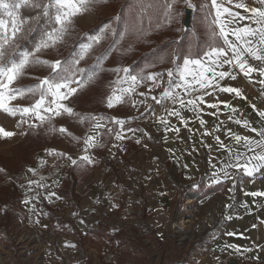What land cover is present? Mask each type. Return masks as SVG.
Returning <instances> with one entry per match:
<instances>
[{
	"label": "rangeland",
	"instance_id": "rangeland-1",
	"mask_svg": "<svg viewBox=\"0 0 264 264\" xmlns=\"http://www.w3.org/2000/svg\"><path fill=\"white\" fill-rule=\"evenodd\" d=\"M124 1L100 0L93 4L74 17L61 42L38 54L55 61L69 53L72 63L79 59L81 45L89 42L88 37L101 35L100 42L93 44L77 66L94 69L96 78L67 101L73 109L79 106L76 113L84 114L83 123L79 117L66 114L54 117L41 135L35 127L29 131V124L39 123L34 117H25L28 122L21 123L20 115L13 117L0 111V127L15 133L0 137V264H264V213H260L264 196L258 200L250 195L264 191V186L255 190V183L264 182V175L246 178L242 172L237 181L234 178L231 182L233 172L222 190L201 199L183 198L187 184L213 181L214 156L207 146L193 139V134L179 132L177 138L174 128L156 119L155 101L164 100L162 92L170 85L168 70L172 65L157 69L168 65L160 59L142 67L141 76L129 73L132 61L159 44L173 48L171 41L181 35L187 37L185 45L190 54L210 45L213 38L206 0H176L170 19L165 15V0H135L149 27L132 36L124 34L131 29L128 25H136L133 11L127 10L124 17L118 14ZM148 4L155 11H147L144 6ZM189 4L193 10L185 28L184 7ZM46 29L48 25L42 20L23 48L33 49ZM49 71L31 67L14 86L37 83L34 78H43ZM149 73L164 77L167 85H162L163 80L147 79ZM131 76L143 77L142 85L138 83L134 92L109 108L107 97L113 89L129 86L116 82L128 81ZM33 102V98H18L12 103L29 106ZM101 106L111 117L122 115L119 120L123 123L134 126L137 119L141 143L128 139L130 157L111 145L110 132L102 146L100 128L89 130L90 116ZM61 126L67 132H59ZM87 135L95 136V146L85 145ZM107 147L112 151L106 152ZM49 150L55 151L50 154ZM41 154L51 160L43 170L52 167L65 173L73 168L76 185L65 183L57 188L53 182L47 186L38 182V168L30 171L28 167L35 161L37 164ZM85 155L91 163L82 159ZM72 160L78 166L72 167ZM129 164L136 170H129ZM13 175H18L21 182L14 181ZM53 188L62 196L45 201L48 204H42V209L40 196ZM248 200L251 209L247 208Z\"/></svg>",
	"mask_w": 264,
	"mask_h": 264
},
{
	"label": "snow or ice",
	"instance_id": "snow-or-ice-1",
	"mask_svg": "<svg viewBox=\"0 0 264 264\" xmlns=\"http://www.w3.org/2000/svg\"><path fill=\"white\" fill-rule=\"evenodd\" d=\"M99 2L100 0H0V111L13 117L20 115L21 123L28 122L25 117H34L42 125L45 122H51L54 117L65 114L79 117L80 122H84L85 117L76 113L65 102L76 94L78 89L83 88L96 78L97 72L94 69L88 70L77 66L80 60L84 58V55L92 49L93 44L100 42L101 35L88 37L89 42L81 45L79 59L73 60L71 65L67 67V60L52 61L42 59L38 54L61 42L73 24L74 17L83 14L93 4ZM175 2L176 0H170V2L165 0L163 7L166 10V16H169L172 12ZM225 3L232 4L233 0H221L220 3L217 0H212V6L216 9L215 23L219 25V32L212 33V38L213 40H221L222 46L210 45L203 53L205 59L185 58L183 65L177 67L176 72L181 83H177L175 86L182 88L186 95L195 93L198 89L212 87L213 90L229 94L234 93L238 97L242 96L239 88L221 86L219 83L225 78L235 80L237 78L236 74H234L235 69H238L239 73L249 79H251L253 72H259L264 77V7L248 8L242 2L236 3L235 7L243 8L252 13L251 18L254 19L256 27H241L229 31L227 18L230 17L234 20L240 16V13L233 12L229 7L225 6ZM261 4L264 5V0H261ZM152 6V4H148L147 7L151 8ZM189 6L191 5L189 4ZM22 10H31L35 15L24 17ZM5 16L7 19L4 18ZM42 20L47 23L48 29L43 31L41 39L33 49L25 50L18 43V39L26 33L33 32L32 23L35 22L39 26ZM230 36L235 39H230ZM250 60L259 61L261 66L254 67ZM224 65H229L230 68L228 70H217L218 68L223 69ZM35 66L50 69L49 74L43 78L35 77L34 79L38 81L37 83L14 86L15 82L26 76L27 69ZM113 71L119 72L121 70L114 69ZM123 71L127 72L128 70L123 69ZM173 74V71L169 69L170 84L173 83ZM142 79L143 77L131 76L128 81L118 80L117 84L127 83L129 86L113 89L112 94L107 97V106L111 108L114 106V102H122L125 95L135 91L136 85ZM147 79L156 81L159 79V74L149 73ZM260 83L264 85V79L260 80ZM74 84L76 87L72 86ZM163 95L169 96L173 94L166 91ZM18 98H33L34 102L29 106L13 104L12 102ZM173 98L182 107L190 106L193 111L198 110L200 103L204 102L203 95L189 99L187 102L183 98L176 96ZM209 106L212 108L218 107L217 104ZM225 107H230V105L225 103ZM231 111L235 112L236 109L232 108ZM172 114L180 115L178 111H174ZM259 115L264 118V111H260ZM95 119V117H92V120ZM236 122L241 123L239 120ZM117 123L122 124L123 121H117ZM201 123L203 124L204 121L201 120ZM34 126L36 125L29 124V127ZM243 126L251 127L247 121L243 122ZM101 127L102 125L99 122L93 124V129ZM52 131H57V129L53 128ZM58 131L65 133L67 129L61 126ZM251 131L257 132L258 130L251 128ZM68 134L72 135L71 133ZM258 134L261 137L259 140L248 136L234 135L233 139L237 143L243 141L245 149L253 153V155L247 157L245 163L241 164L240 161L244 158V153L237 152L234 157L235 163L226 166L241 168L249 176L264 168V129H260ZM13 135L15 133L0 127V137L7 138ZM74 138L79 139V137ZM216 139L219 141V137ZM84 143L87 147L95 146V136L87 135ZM220 143L221 147H226L223 142ZM256 149L260 151L256 152ZM49 151L51 154L55 150ZM82 159L89 163L92 162L88 155L83 156ZM72 163L75 164L76 160H72ZM0 171L3 170L0 169ZM30 171L34 170L30 169ZM250 195L264 196V192H253Z\"/></svg>",
	"mask_w": 264,
	"mask_h": 264
},
{
	"label": "crops",
	"instance_id": "crops-1",
	"mask_svg": "<svg viewBox=\"0 0 264 264\" xmlns=\"http://www.w3.org/2000/svg\"><path fill=\"white\" fill-rule=\"evenodd\" d=\"M217 2L220 3L221 0H217ZM240 2L246 4L248 8L264 7V5L261 4V0H233L232 4L225 3V6L229 7L233 12L240 13V16L236 17L234 20L230 17L227 18L228 19L227 28L229 31L241 27H256L254 23V19L251 18L252 13L250 11H246L243 8L235 7V4ZM206 3H207V14L209 16L208 20L210 25V32L212 36V33L219 32V25L215 23L216 9L212 6V0H206ZM222 19H224V17H222ZM229 38L233 40L235 39L232 36H230ZM209 43H211L210 45L212 46L215 45L222 46V41L219 39L216 40L212 39L210 40ZM210 45L208 44L205 48L201 49L197 54V56L193 54L187 55L182 59L180 63L177 64V66L173 65V67L171 68V70L174 73L172 77L173 83L170 84L164 92H162V96L163 93H165L166 91L171 92L173 95H169V96L164 95V100L161 98L160 101L158 100L159 102H157V100L155 101L156 103H158L157 104L158 116L156 119L160 123H165V124L167 123L169 125V128L172 129L174 128V132H176L177 138L179 137L178 134L179 132H181L182 134L187 133L188 135L193 134L194 135L193 139H195L201 146H207L209 149L208 153L214 156L215 161L214 164L211 165L213 166L212 172L215 173L210 176V178H212L213 181L191 182L190 184H187L188 186H186L183 189L184 191L181 190L183 191V194L181 195H184L183 198L185 199L186 198L201 199L209 194L222 190L221 187L222 186L226 187L228 184V182H226L228 181L227 176L232 174L233 172L234 173L232 175V179L230 180L231 182L233 181L234 178L237 181L242 172L246 178L256 179L264 175L258 173V172H264V168H262L258 172H255L252 176H249L241 168L226 166L235 163L234 157L237 152L244 153V158L241 159L240 161L241 164L245 163L247 157L253 155V153L248 152L245 149L243 141L237 143L233 139L234 135H239L242 137L248 136L256 140L261 139L258 132L260 129H264V118L260 117L259 112L264 111V85L260 83V80L264 79V77H262L259 74V72H253L251 74V79H249L245 77L243 74L239 73L238 69H235L234 74H236L237 76L235 80H230L228 78H225L224 80L219 82L221 86H231V87L239 88L242 92V96L240 97L235 96L234 93L229 94V93L220 92L218 90H213L212 87H209L207 89H198L197 92L186 95L182 88H177L175 86L177 83H181L177 76V72H176L177 67L183 65V61L185 58L205 59L203 57V53L209 48ZM250 63H252L254 67L261 66L259 61L250 60ZM229 68H230L229 65H224L223 69L218 68L217 70L218 71L228 70ZM160 78L161 77H159L158 80L159 81L163 80L162 85H164L165 87V85H167V81L163 79L164 77L162 79ZM199 95H203L204 102L200 103V107L196 111H193L190 106L182 107L178 103V101L173 98L174 96H176L179 98H183L185 102H187L189 99H193ZM65 103L69 107H72L69 105L67 101ZM225 103L230 105V107H225ZM212 104H217L218 107L217 108L210 107L209 105ZM232 108H235L236 111L232 112L231 111ZM174 111H178L180 115L179 116L173 115L172 113ZM106 114L108 117H106ZM121 116L122 115H115V116L112 115L111 117L108 111H103L101 114L93 115L92 117H95L96 119L92 120V117L89 119V125H90L89 130L93 129L94 123L99 122L102 125V127L99 129V135L103 142L102 146L105 143V141L109 140L108 134L110 132L111 145L113 146L117 145V148L122 153H124L126 157H130L131 150H127V145L130 144L128 142V139L134 140V142L140 144L141 132L139 131V129H137V125H138L137 119H135L136 122H134V126L126 123H122V124L117 123V121H120L119 118ZM201 120L204 121L203 124L201 123ZM238 120L241 123H237L236 121ZM244 121H247L251 127L243 126ZM251 128H256L258 131L252 132ZM96 131H98V129H96ZM217 137H219V141L216 139ZM220 142H223V145H225L226 147H221ZM102 150L103 149H101V152H103L104 154V151ZM108 150L112 151V148L107 147L106 152H108ZM113 150H115V147H113ZM259 151H260L259 149H256V152ZM94 152L96 153V149ZM41 155L42 156L39 157V162L36 164L35 161L34 162L35 164L33 163L30 167H28L29 170L31 169L35 171L36 168H38L36 170L38 171L39 174L37 177L38 182L39 181L46 182L45 186L50 185L51 182H53V184L57 186V188H59L60 185L63 183V176L65 174L64 171L62 173V169L58 168L59 170L56 171V169L52 167L43 170L42 166H44V168H47V164L51 163V160L50 158L44 157V154ZM56 156L57 155L55 154V158ZM135 156H137V153L135 154ZM128 159L130 160V158ZM172 160H174V156ZM135 161H137V159ZM75 164L76 166H78V162H76ZM129 167H130L129 170L131 169L136 170L133 166L131 168L130 164ZM263 186H264V182H256L255 190L263 189ZM174 187L178 192L177 186ZM209 187H215V189L212 191H208ZM57 188H53L51 190L49 189L48 191H45V193H43L42 196H40V198L43 199L44 201H47L48 203L49 201L59 198L62 195L56 193ZM186 188L188 189L185 190ZM193 190L196 191L194 195H191L190 192ZM257 197L259 200V196H256V198ZM250 202H251L250 200H248L247 202L248 209L252 208ZM260 213H264V204L260 208Z\"/></svg>",
	"mask_w": 264,
	"mask_h": 264
},
{
	"label": "trees",
	"instance_id": "trees-1",
	"mask_svg": "<svg viewBox=\"0 0 264 264\" xmlns=\"http://www.w3.org/2000/svg\"><path fill=\"white\" fill-rule=\"evenodd\" d=\"M138 7H140V6H138L137 1H135V0H125L122 3V5L120 6L119 10H118V14L121 17H124L125 12L127 10L133 11L132 14L134 15L135 24L136 25H133V26L132 25H128V28H131V29L127 30V33L124 34L126 36H132L133 34L134 35L135 34H141V33L145 32L146 29H148V27H149V23L148 22H147V24H144L145 23V20H144L145 19V15L142 14V12L140 11V9ZM144 8L147 11H149V12L155 11L153 6L151 8L144 6ZM160 10L162 11L163 8H161ZM22 15L24 17H30V16H34L35 13L33 11H31V10H22ZM137 16H140L139 17L140 18V24H137ZM31 26H32L33 31H34V29L37 27V24L34 22V23H32ZM32 33L33 32L26 33L22 37V40L18 39V43L22 45L26 40H28L31 37ZM124 35L122 36V39H124ZM79 40H81V39L79 38L77 41H79ZM186 40H187V37H185V35H181V37L177 41L176 40L171 41V45H173V48H172V46L171 47L169 46L168 48L166 47V49H165V47H163L164 44H159V45L155 46L152 50H150L148 52H145L143 55L139 56L137 59H135L134 61H132L130 63L129 73H135L136 75L138 74V75L141 76L142 75L141 71H143L142 67L143 68L147 67L151 63L155 64L160 59H165L166 64H168V65L165 66V67L160 66L157 69L168 68L171 65L173 66L174 63L178 64L187 55L193 54V55L197 56V54L199 53L200 50L198 51V50L194 49L193 52L190 54V52L188 51V48L185 45V41ZM69 56H70L69 53H67L65 56L61 57V59H60L61 61H65V60L68 61V65H66V67L71 65L70 59L68 60ZM172 56H175V57H172ZM173 58H175L174 62H173ZM172 62H173V64H171ZM100 108H102V109L94 110L93 114H91L90 118L93 115H97L99 112L104 111V109H105L104 106L103 107L101 106ZM78 109H79V106L75 105L74 106V111L76 112ZM34 127H35L36 131L38 132V134L41 133V135H42L44 133V131L47 129V127H48V122H45L42 125L39 122ZM34 127H30L29 131H31ZM40 136H39V138H40ZM75 166H76V164H74L72 167H75ZM65 183H71L72 185L73 184L76 185L75 184L76 183L75 172L73 171V168H71V167L65 172V174L63 176V183L62 184L65 185ZM214 189H215V187H209L208 191H212ZM195 191L196 190L191 191L190 192L191 195H194ZM59 192L64 194V190L62 191L61 189H59ZM39 203L41 204V206H42V204H45V205L48 204L44 200H41ZM40 204H38V205H40ZM42 209H44L43 206H42Z\"/></svg>",
	"mask_w": 264,
	"mask_h": 264
},
{
	"label": "water",
	"instance_id": "water-1",
	"mask_svg": "<svg viewBox=\"0 0 264 264\" xmlns=\"http://www.w3.org/2000/svg\"><path fill=\"white\" fill-rule=\"evenodd\" d=\"M192 10H193L192 7H190L189 5L184 7L183 25L185 28L189 27L190 16H191Z\"/></svg>",
	"mask_w": 264,
	"mask_h": 264
},
{
	"label": "built area",
	"instance_id": "built-area-1",
	"mask_svg": "<svg viewBox=\"0 0 264 264\" xmlns=\"http://www.w3.org/2000/svg\"><path fill=\"white\" fill-rule=\"evenodd\" d=\"M12 179L16 182H21V178L18 175H13Z\"/></svg>",
	"mask_w": 264,
	"mask_h": 264
}]
</instances>
